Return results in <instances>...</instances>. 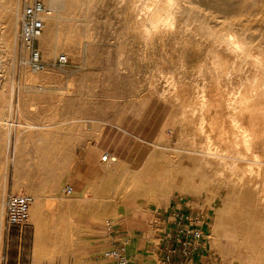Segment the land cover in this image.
I'll use <instances>...</instances> for the list:
<instances>
[{"label": "rangeland", "instance_id": "374dc122", "mask_svg": "<svg viewBox=\"0 0 264 264\" xmlns=\"http://www.w3.org/2000/svg\"><path fill=\"white\" fill-rule=\"evenodd\" d=\"M28 2L0 0V47L7 53L0 51V117L5 119L4 128H0L1 237L2 201L10 192L31 195L34 203L38 201L43 206L52 203L49 207L53 209L46 210L52 211L50 215L44 213L53 215L55 221H49L47 231L51 238H47L46 250H38L34 243L36 229L29 220L22 235V264H99L106 221L114 222L119 235L128 236L132 251L140 257L139 251H134L136 240L145 236L140 233L150 223L153 226L155 216L162 210L175 209L203 214L207 226L205 256L211 264H264L263 202L256 195L252 198L255 200L246 201L240 180L212 164H200L203 159L189 154L197 150L198 142L186 131L183 106L175 96L163 92L165 83L154 71L158 60L147 61L143 47L128 34L123 21L127 0H60L54 10L49 9L45 0L48 17H55L56 25L52 27L44 19L47 31L37 47L48 67L40 73H31L21 63L27 53L17 38L18 16ZM200 11L184 17L189 37L202 35L203 29L208 30L203 26H221L215 14ZM187 51L183 56L189 67L192 60L186 58ZM60 55L66 56V65L52 67ZM184 99L183 105L187 101ZM8 132L11 138L6 149ZM105 154L110 155V163L102 162ZM43 159L52 166H48L51 172L47 176L51 188L37 169L36 163ZM136 159L138 163H131ZM170 161L175 163L169 167L174 169L172 174L185 179L170 193L148 196L137 206L134 200L118 206L113 216L69 207L80 203L88 206L89 201L83 198L87 195L89 199L94 194L106 169L118 177L113 191L126 196L134 181L128 177L137 168L156 169ZM65 186H71L73 192L63 194ZM259 201L261 204L257 206ZM146 234L158 244L152 231ZM149 251L152 264H156L157 255Z\"/></svg>", "mask_w": 264, "mask_h": 264}, {"label": "bare ground", "instance_id": "6f19581e", "mask_svg": "<svg viewBox=\"0 0 264 264\" xmlns=\"http://www.w3.org/2000/svg\"><path fill=\"white\" fill-rule=\"evenodd\" d=\"M59 2L60 0H48L49 9L54 10ZM199 10L215 14L220 19L221 26L225 27L219 26L218 23V26L208 24L207 27L202 23L208 30L203 29L202 35L197 33L196 38L187 36L184 17L189 16L192 11L197 15ZM123 13L124 26L134 42L143 47L144 54L147 55L146 60L152 61L156 58L161 63L153 64L156 66L154 71L157 78L165 83L163 92L172 95V98L175 96L183 106L186 131L198 142L197 150L188 153L203 159L204 162L200 161V164L207 162L228 176L240 180L243 185L242 197L246 201H251L256 195V199H260L264 204V0H127ZM48 16L49 13L44 19L47 18L52 23L50 25L55 27L56 18ZM190 23L192 25V22ZM186 49L189 51L186 58L190 57L192 60L189 67L184 64L183 55ZM0 51L7 55L2 46ZM14 59L15 55L11 67H14ZM166 66L168 68L164 70ZM179 96H183V100L184 97L187 98L186 104L183 105L184 101L178 98ZM11 99L12 97L8 104L10 112L13 109ZM3 119L4 117H0V128L5 126ZM27 125H30L29 122ZM10 138L8 132L6 149L10 146ZM47 154L48 150H45V156ZM112 161L115 162V159ZM131 163H138V159ZM36 164L39 173L45 176L46 186L49 187V162L43 159ZM157 164L158 162L155 166ZM174 164V161H170L156 169L154 166L137 168L136 172L128 177L134 181L126 196H120L118 191H113V183L117 182L118 177L109 174L106 169L102 181L95 187L94 194L89 199L87 195L83 198L89 201L88 206L81 203L67 206L81 210L86 208V211L100 216H113L118 206H125L133 200L137 206L148 196L170 193L183 184L185 179H178L172 174L174 169H169ZM61 166L63 167L62 163ZM111 170L113 171V168ZM261 202L257 203V206ZM47 205L33 202L29 211L28 222L31 220L35 226L34 243L38 250H46L47 238H51L47 229L49 224L55 221L52 213L50 217L47 215L52 211H46L53 206ZM258 256L257 262L260 261Z\"/></svg>", "mask_w": 264, "mask_h": 264}, {"label": "built area", "instance_id": "2783aa9c", "mask_svg": "<svg viewBox=\"0 0 264 264\" xmlns=\"http://www.w3.org/2000/svg\"><path fill=\"white\" fill-rule=\"evenodd\" d=\"M47 14L45 0H30L18 16L17 38L27 58L22 63L31 73L43 72L48 65L42 60L37 47L38 40L44 32V16ZM66 56L60 55L52 67L62 68L66 65ZM105 154L102 162L110 161ZM63 194H71L73 188L65 186ZM33 197L24 193H7L2 201L3 223L6 233L16 230L21 233L28 226L30 207ZM153 228L157 234L158 260L156 264H211L206 258L204 247L206 223L202 213L195 210H162ZM129 241L121 240L115 230L113 221L104 224V247L98 257L99 264H136L127 254Z\"/></svg>", "mask_w": 264, "mask_h": 264}, {"label": "crops", "instance_id": "0c3cea01", "mask_svg": "<svg viewBox=\"0 0 264 264\" xmlns=\"http://www.w3.org/2000/svg\"><path fill=\"white\" fill-rule=\"evenodd\" d=\"M150 224L149 227H146V231H142V233H140L145 235L144 238L136 240L137 250L134 251H139L141 255L140 257H138L137 253L132 251L131 240L129 241L128 236L125 234L119 235L120 241H129L127 254L132 261L136 262V264H152L153 259L149 250L155 252L158 259L157 243L154 244L153 239L146 234L152 231V234L157 237L155 229ZM122 233H124V231H122ZM22 235L23 232L19 233L16 230H13L9 235L3 231L0 246V264H22V244H24L22 242Z\"/></svg>", "mask_w": 264, "mask_h": 264}]
</instances>
